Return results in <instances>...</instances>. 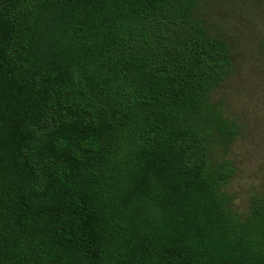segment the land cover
Wrapping results in <instances>:
<instances>
[{"label":"trees","instance_id":"1","mask_svg":"<svg viewBox=\"0 0 264 264\" xmlns=\"http://www.w3.org/2000/svg\"><path fill=\"white\" fill-rule=\"evenodd\" d=\"M199 0H0V264H264L211 163L233 69Z\"/></svg>","mask_w":264,"mask_h":264},{"label":"rangeland","instance_id":"2","mask_svg":"<svg viewBox=\"0 0 264 264\" xmlns=\"http://www.w3.org/2000/svg\"><path fill=\"white\" fill-rule=\"evenodd\" d=\"M196 16L231 52L232 73L210 99L222 119L210 152L229 173L231 210L246 218L264 196V0H199Z\"/></svg>","mask_w":264,"mask_h":264}]
</instances>
